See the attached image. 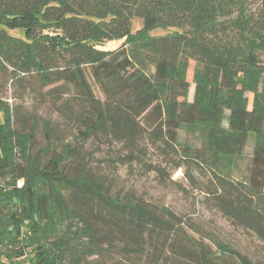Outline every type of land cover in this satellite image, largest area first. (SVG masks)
<instances>
[{
  "label": "trees",
  "instance_id": "1",
  "mask_svg": "<svg viewBox=\"0 0 264 264\" xmlns=\"http://www.w3.org/2000/svg\"><path fill=\"white\" fill-rule=\"evenodd\" d=\"M248 1L0 0V72L53 86L77 133L58 149L52 122L29 114L18 126L0 98V264H254L212 251L168 207L113 196L76 143L104 137L132 154L147 138L176 168L209 177V207L264 243V0L256 15ZM182 129L201 146L181 145Z\"/></svg>",
  "mask_w": 264,
  "mask_h": 264
},
{
  "label": "rangeland",
  "instance_id": "2",
  "mask_svg": "<svg viewBox=\"0 0 264 264\" xmlns=\"http://www.w3.org/2000/svg\"><path fill=\"white\" fill-rule=\"evenodd\" d=\"M247 5V12L256 15L259 2L249 0ZM131 25L134 33L140 29V20L133 19ZM170 31L173 30L157 29L150 32V35H164ZM10 34L18 35L15 32ZM121 43L105 42L97 48L111 51ZM258 55L264 64V50L259 51ZM194 67L195 63L190 61L186 74V80L189 82L188 101H191L194 95ZM52 87H42L34 76L21 75L17 80L11 75L9 68L4 73L0 72V98L17 113V125L23 122L22 118L26 121L29 114L37 115L39 123L52 122L57 130L54 139L59 149L69 139V135L74 136L77 133L74 125L56 113L47 94ZM93 91L97 98H102L96 88L93 87ZM248 99L251 100L250 95ZM36 135L40 143L45 141L41 125L38 126ZM201 140L198 133H188L183 129L179 131L181 145L200 147ZM76 143L82 147V155L85 157L83 167L93 174L103 176L110 185L113 196L168 207L182 218L187 231L207 244L212 251H215L218 245L227 246L254 264H264V243L257 240L251 232L233 227L227 219L210 208L206 195L209 177L183 166L176 168L179 159L175 155L163 154L161 149L153 146L147 138L139 142L138 150L132 154L125 150L122 144L104 137ZM254 145L255 138L250 135L243 153L244 158L249 159L252 156ZM151 166L160 168L164 175L150 170ZM240 169L245 173L243 165Z\"/></svg>",
  "mask_w": 264,
  "mask_h": 264
}]
</instances>
